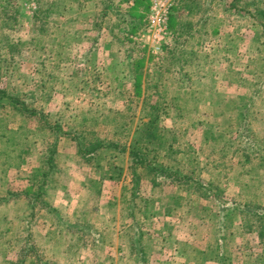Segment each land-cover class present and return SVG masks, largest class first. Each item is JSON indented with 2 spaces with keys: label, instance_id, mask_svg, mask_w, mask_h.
Instances as JSON below:
<instances>
[{
  "label": "rangeland",
  "instance_id": "obj_1",
  "mask_svg": "<svg viewBox=\"0 0 264 264\" xmlns=\"http://www.w3.org/2000/svg\"><path fill=\"white\" fill-rule=\"evenodd\" d=\"M164 1L0 0V264H264V0Z\"/></svg>",
  "mask_w": 264,
  "mask_h": 264
},
{
  "label": "trees",
  "instance_id": "obj_2",
  "mask_svg": "<svg viewBox=\"0 0 264 264\" xmlns=\"http://www.w3.org/2000/svg\"><path fill=\"white\" fill-rule=\"evenodd\" d=\"M181 1V5L180 7L182 8H186V9H191V0H180ZM141 2V1H140ZM193 6V5H192ZM241 12L243 11H247V9H242L240 10ZM131 16H135L136 15V12L135 13H132L130 14ZM124 16V15H123ZM259 21H258V25H260L263 30H264V23H263V19H264V11H259L258 12V18H257ZM171 26L173 28V31H174V34H172L175 37V35L177 36V34L183 30V32L186 30H189L190 27H187L186 28V25L184 23H176L175 22V19L171 20ZM197 24H200V21L197 23ZM264 33V31H263ZM174 46L172 47H169V46H165L164 47V57L165 59H171L173 58L174 56V52L175 50L172 49ZM259 51V50H258ZM264 87V81H260L259 84H258V89L255 91L254 95L256 96H260L261 94V91H262V88ZM147 88V87H146ZM140 90V89H138ZM28 96V95H27ZM244 106V105H243ZM245 110H247V106H244L242 107ZM241 108V110H242ZM7 112L8 114H10L9 116H14L16 117L17 115L23 117V118H34V119H37L38 117H40V115L37 117L38 113L36 109H33L32 107H30L27 102H26V99L24 97L21 96H14V95H10L8 94L5 90L1 89L0 88V113L1 112ZM247 114H246V111L241 113H239V123H243V121L246 119ZM39 119V118H38ZM41 127L40 125H38V128ZM9 130V129H8ZM242 137V136H241ZM95 148H98V147H95ZM263 148V147H262ZM251 149L254 151L255 148L251 147ZM85 152V151H84ZM137 154V152H135ZM133 153L132 156L136 157L137 155ZM145 157V154H139V159H142ZM250 158L248 155H247V159ZM54 159V153L51 152L50 155H47V153H45L44 155V161L46 164H48L49 162H51L52 160ZM247 159H246V162H247ZM51 167V165H50ZM145 168L149 169L150 168V165L147 163ZM160 169L162 171L163 168H161L160 166H157L156 167V170ZM172 174H168V177H170ZM185 181V180H189L188 177H184L183 175H181V177L178 178V182H180V185L184 186L182 181ZM211 187L207 188L206 190H210ZM189 190V189H188ZM206 190H203V195L206 193ZM205 197V196H204ZM255 216L257 217V215L255 214ZM258 224L259 226L262 225V220L264 222V215H261L260 218L258 217ZM260 228V227H259ZM263 232V227L260 228V233H258V236H261ZM26 252L28 253H24V255L22 254V251H21V254L23 255L22 258H19L18 259V262L17 264H23V260L26 259L27 255L31 256L29 251L33 252L34 251V247L30 244L27 243V245L25 246V249ZM35 252V251H34ZM32 258V257H31ZM34 262H36L35 258L33 259ZM32 260V262H33ZM6 264H15V263H12V262H7Z\"/></svg>",
  "mask_w": 264,
  "mask_h": 264
},
{
  "label": "built area",
  "instance_id": "obj_3",
  "mask_svg": "<svg viewBox=\"0 0 264 264\" xmlns=\"http://www.w3.org/2000/svg\"><path fill=\"white\" fill-rule=\"evenodd\" d=\"M134 0H131L133 2ZM164 0H154V5L152 7V23L154 25V32L156 33V38H161L160 33L162 32L163 25L165 26V22L167 20V13L169 11V6H165ZM169 3V2H168ZM154 35V33H153Z\"/></svg>",
  "mask_w": 264,
  "mask_h": 264
},
{
  "label": "crops",
  "instance_id": "obj_4",
  "mask_svg": "<svg viewBox=\"0 0 264 264\" xmlns=\"http://www.w3.org/2000/svg\"><path fill=\"white\" fill-rule=\"evenodd\" d=\"M174 5V3L172 4V6ZM172 8H174V7H172ZM173 11H174V9H173ZM170 21V20H169ZM109 36H110V34H109ZM153 37V33H152V36L150 37V38H152ZM133 214V213H132ZM134 216V215H133ZM129 227H131V228H133L132 226H128V228ZM128 228H126V227H122L121 229V231H119V232H121V233H119L120 235H118L119 237H120V239H119V242H115L116 244H113V245H115V247H116V249L117 248H127V246L125 245L126 244V239H124V235H125V233L127 232V230L126 229H128ZM135 231H136V229H135ZM134 233V232H133ZM142 234V233H141ZM114 238V237H113ZM139 238V237H138ZM157 244V243H156ZM132 246V245H131ZM136 246V245H135ZM173 247H169V250H168V248H166V251H164L165 253L166 252H169L168 254L169 255H172V256H176V254L175 253H177L176 252V250H178V246H176L175 244L174 245H172ZM153 250H155L152 246H150V248L147 250V251H145V252H143V254H144V256L145 255H147L149 258H151V256L153 257V258H155L156 256H157V254H156V256H155V253H159V251L161 250V249H159V251L157 250V252H154ZM162 251V250H161ZM154 252V253H153ZM102 256L104 257L105 256V254L102 252ZM144 256H142V259L144 258ZM177 256H179L178 254H177ZM180 257H181V255H180ZM120 258V257H119ZM157 258V257H156ZM155 258V259H156ZM156 263V262H155ZM158 263V262H157ZM156 263V264H157Z\"/></svg>",
  "mask_w": 264,
  "mask_h": 264
}]
</instances>
